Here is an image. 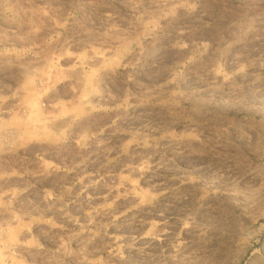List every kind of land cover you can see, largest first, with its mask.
<instances>
[{"label":"rangeland","instance_id":"1","mask_svg":"<svg viewBox=\"0 0 264 264\" xmlns=\"http://www.w3.org/2000/svg\"><path fill=\"white\" fill-rule=\"evenodd\" d=\"M0 264H264V0H0Z\"/></svg>","mask_w":264,"mask_h":264}]
</instances>
